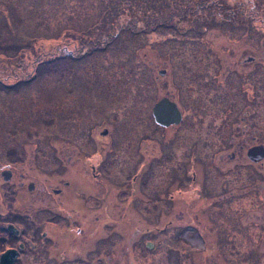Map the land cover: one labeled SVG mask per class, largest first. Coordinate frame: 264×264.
<instances>
[{"label":"flooded vegetation","instance_id":"flooded-vegetation-1","mask_svg":"<svg viewBox=\"0 0 264 264\" xmlns=\"http://www.w3.org/2000/svg\"><path fill=\"white\" fill-rule=\"evenodd\" d=\"M219 1L217 6L196 2L194 10L182 6L172 14V23L190 21L194 32H182L187 55L176 71L169 59L178 94L170 93L169 100L178 107L181 119L170 126L153 125L155 140L163 137L166 142L171 136L173 145L177 144L173 164L169 161L170 169L176 171L175 183L167 186L172 189L171 196L168 199L157 191L154 198L159 226L150 231L145 225L147 218L137 216L135 223L144 226L132 227L129 203L108 206L118 210L107 212L104 230L99 231L89 221L96 191L105 193L110 186L99 180L102 174L97 173L96 165L99 158L104 171L112 163L104 162L97 145L108 143L111 151L106 154L112 157V151L120 147H115L110 132L118 135L113 139H121L124 132L116 128L122 129L130 121L104 118L100 116L103 111L98 113L90 107H70L71 121L79 116L82 128L88 126L81 116L112 128L103 129L109 134L100 136V142L93 136L81 138L80 132L72 142L74 146L67 148H73L72 154L61 152L64 158L55 153L45 156L40 150L39 165H53L59 175L56 185L47 178L34 184V189L41 191L36 194L40 199L32 202L44 206L19 209L15 199H2L1 187L7 182L1 174L0 264H115L125 258L127 264H141L146 250L159 252L160 264H264V1ZM184 72L190 79L188 103L179 90V75ZM14 142L0 136V143ZM89 145L95 149L90 173L83 167L74 168L81 160L70 159L78 154V148ZM166 150V156L155 160L163 162L171 150L169 145ZM39 169L32 166L30 172ZM65 171L71 177H60ZM83 177H88L87 182L80 183ZM127 195L128 190H120L119 197ZM165 198L171 202L169 215L162 211ZM179 201L181 205L176 207ZM58 207L68 216L56 211Z\"/></svg>","mask_w":264,"mask_h":264},{"label":"rangeland","instance_id":"rangeland-1","mask_svg":"<svg viewBox=\"0 0 264 264\" xmlns=\"http://www.w3.org/2000/svg\"><path fill=\"white\" fill-rule=\"evenodd\" d=\"M133 1L126 2L127 5L123 9H125L126 15L138 16L137 12H129V4ZM204 1L212 2L215 6L220 2L219 0H156L154 3L143 0L140 3L141 21L138 27L139 31L144 29V33L140 34V41L137 42L135 37L130 38L122 32L119 33V28H115L112 35L115 33L116 36L112 39L111 44L109 39L102 41L108 42L109 48L105 43H102L100 47L92 49L99 32H95L94 28L88 29L81 19L78 23H64V18L67 17L64 8L74 9L73 3L68 4L69 0H65V3H62L60 7L64 16L50 17L49 20L43 16L42 6H40V10L30 8V0H0V78L6 80L5 82L0 81V136L15 140L12 144L0 143V177L2 174L4 182H7L1 187V198L15 199L16 207L19 209V206H25L28 209L44 206L32 202L40 199L36 194L41 191V188L39 191L34 189V184L43 183V179L47 178L51 185H56L59 177L56 180L55 177L59 175L56 171L58 168L55 166L39 165L40 153L44 151L45 156L50 155V157L55 153L61 158H64L61 156V152L72 154L73 148L70 150L67 148L74 146L72 142L75 141L76 136L73 134L74 121H71L72 117L69 115L70 107H76L72 101H75L78 96L80 98L79 106L82 108L90 107L92 111L97 110L98 113L103 111L100 116L107 119L130 121L122 129L121 127L116 128L119 132H124L121 139H113V136L118 135L110 132L115 147H120L116 151H112V157L106 154L111 151L108 143L97 145L100 155L104 157V162L112 163L102 171L100 159L97 157V173L102 174L99 180L110 186L105 193L101 190L96 191L97 201L96 205H92L94 208L89 213V221L99 231L104 230V226L107 224V212L118 210L117 207L108 206L112 203H129L127 214L132 227L144 226L135 223L137 216L147 218L145 225L150 231L154 229V226H159L160 222L156 221L159 209L153 206L154 198L157 191L165 194L168 199L171 196L172 189H168L167 186L175 183L173 178L176 171L173 173V170L170 169L169 161L173 164L171 157L174 155L177 144L173 145L171 136L166 142L163 137L162 140L154 139L157 131L153 127L156 124L151 117V107L159 97L165 96L171 99L170 93L176 94L178 97L173 85L174 76L169 70L170 60L167 56H172L170 49L185 51L180 47L183 42H178L183 37L182 32L189 35L194 32V28L190 21L184 22L183 20H174L171 24L172 27L159 26L150 19L149 12L158 10L159 7H162L163 10L171 8L175 12L176 8H182V6L194 10L197 6L196 2L201 5ZM253 1L256 2V0ZM119 3L120 0L114 1L120 12L125 13ZM8 5L12 6V10L6 9ZM10 14H17V19L13 21V27L19 33L12 32L9 36L5 30L9 27L6 18H9ZM70 15L73 16L74 13L70 12ZM59 28L61 34L55 41V31H58ZM30 29L44 31L42 32L44 38L42 41L39 40L32 49L27 47H30V42L38 36L34 35L30 38L28 34ZM26 32L28 33L26 34ZM14 38H18L19 42L13 41ZM50 50L60 51L62 56L65 55L67 58H61L57 64L47 65L41 64L40 58L34 56L39 52ZM103 50L105 51L103 52ZM115 54L120 55L112 57ZM173 58L176 61L180 58L181 60L178 62H181L184 57ZM163 66H167V68L165 69ZM19 72L26 77L21 80L27 81L21 87H15V82L11 80L10 75L14 77ZM35 75V79L30 81ZM99 75H104L109 79L108 89H104ZM120 75L124 78L122 80L124 87L118 85ZM34 87L39 91L34 92ZM49 96L53 105H60L47 107V103L39 104L41 101H46L47 99L44 98H49ZM181 97L186 98L182 95ZM184 102L188 103V99ZM81 119L88 126L78 129V133L81 132L78 136L81 138L93 136L100 142V136L109 134V131L108 133L107 131L102 132L103 129L112 128L109 127V124L108 126L93 124L82 116ZM159 133L161 136L160 131ZM77 141L81 142L78 139ZM106 142H111V140ZM167 145L171 150L168 157H163V162L160 163L155 159L167 155ZM89 148L90 145L87 148L82 146L81 149L78 148V154L70 156L72 162L81 160V163L74 167L75 169L83 167L90 173L95 149ZM32 154L34 163L30 164V155ZM143 156L144 158L139 160ZM14 159L16 161L13 163ZM114 163L116 164L114 165ZM32 166H37L40 169L30 172ZM66 172L60 177H65V179L71 177L68 175L69 172L67 174ZM21 175H24V178H21ZM90 178L91 176L89 182L92 183ZM80 179H82L80 183H85L88 177ZM44 186H46L45 183ZM21 187L23 189L19 190ZM123 189L128 190V195L119 197V192ZM133 190L136 192L134 193ZM92 193L86 196L92 195ZM167 198L161 203L163 215L170 213L168 210L171 208V202ZM29 200L30 205L28 204ZM180 205V201L176 203V207H180ZM56 211L64 217L68 216V213L60 207ZM72 215L79 216L78 213H72ZM97 217L100 218V221ZM162 224L164 223L162 222L160 225ZM75 230L76 227L73 228V232ZM151 241L156 243L157 239H151ZM125 252L126 250L123 251L124 254ZM146 254L147 257L142 260L141 264H160L161 255L159 252L146 250ZM114 263L127 264V261L125 258L121 262Z\"/></svg>","mask_w":264,"mask_h":264},{"label":"trees","instance_id":"trees-1","mask_svg":"<svg viewBox=\"0 0 264 264\" xmlns=\"http://www.w3.org/2000/svg\"><path fill=\"white\" fill-rule=\"evenodd\" d=\"M114 1L115 0H77V1L69 0L68 4L70 5V3H73L72 6H74V9L69 8V7L64 8V10L66 11V16H67L65 17L67 19L64 18V23H69V22L78 23L79 20L81 19L82 22H85L86 27L88 29L94 28L95 32H99V35L96 36L97 38L96 42H94V44L92 45V49H96L97 47H100L102 43H105L107 47L109 48L110 46L108 45V42H102V41L103 40L105 41V39H109L110 44H111L112 39L114 38V36H116L115 33L112 35L113 30H116L115 28H119V33L122 32L130 38L135 37V40L137 42L140 41V34L144 33V29H140L139 31V27H138L141 21L140 3L143 0H134L133 2H130L129 4L130 5L129 12L130 13L137 12L139 13L138 16L137 15L134 16V14L126 15L125 9H123V7H126L127 5L126 2L131 1V0H120L119 6L120 8H122V10L125 13L120 12L119 8L115 6ZM149 1L154 2V3L156 2V0H149ZM62 3H65V0H30V8H32L33 10H40V6H42L43 16L47 20H49L50 17L54 18L55 16H64V14H62V12L60 11V7ZM6 9L12 10V6L8 5L6 6ZM70 12L74 13V15L71 16ZM172 14H173V11L171 8L163 10L162 7H159L158 10L150 11L149 17L150 19L154 21V24H159V26L167 25L168 27H172L171 25L172 19L174 18ZM6 19H7V25L9 26L5 30L6 33L9 36L12 34V32H15L16 34H18L19 31H17L16 28L13 27V21L17 19V14H10V17ZM42 32L44 31H41L39 29H30V33L26 32V34L27 33L29 34L30 38H32V36L34 35L38 36V37H35L30 42V47H27V48L32 49L38 43L39 40L42 41V39L44 38L42 35ZM60 34L61 32L59 28L58 31H55V35H54L55 41ZM13 41L19 42V39L17 38ZM180 42H183L181 46L183 50L185 51H178V50L170 49V53H172V56L170 55L167 56L169 59H172L171 62L174 64V70L180 64V62L177 63L173 57H179V56L185 57L187 55L185 42L181 40L178 43ZM104 51L105 50H103V52ZM116 54L112 57H118L120 55L119 54L117 56ZM34 56L35 58H40L41 64H47V65L57 64L58 62H60L61 58H67L65 55L62 56V52L56 51V50L42 51V52L35 54ZM6 57H11V56H6ZM171 62L169 63V70L173 71ZM180 70L185 71V69H182V68H180ZM10 73H13V72H10ZM36 75L33 76V78L30 81H33ZM99 76L102 79L104 89H108L110 86L109 79L104 77V75H99ZM0 77H1V74H0ZM10 78L11 80H13V82H15V87H21L22 84L25 81H27V80L25 81L21 80V79H26V77L22 76L21 72H19L17 79H15L11 75H10ZM123 79L124 78L120 75V78L118 79V85L120 87H124L123 82H122ZM179 79L181 80V84H180L181 95L187 98V86H188V80H190L189 76H187V72L181 73L179 75ZM0 81L5 82L6 80H2L0 78ZM112 85H114V83H112ZM37 90L38 89L34 87V92ZM186 98L184 99V101L186 100ZM44 99H47V100L41 101L39 104L47 103V107H58L60 105V104H54L55 105L54 106L53 101L51 100L50 96L49 98L45 97ZM79 102H80V98L77 96L76 100L72 101V104L76 107H80ZM74 125H75V130L73 134L76 136L80 134L78 133V129H82L81 122L79 121V116L74 117ZM70 137L72 136L70 135Z\"/></svg>","mask_w":264,"mask_h":264},{"label":"water","instance_id":"water-1","mask_svg":"<svg viewBox=\"0 0 264 264\" xmlns=\"http://www.w3.org/2000/svg\"><path fill=\"white\" fill-rule=\"evenodd\" d=\"M153 115L157 122L168 126L174 122L180 121V112L177 106L168 98H163L156 103L152 109Z\"/></svg>","mask_w":264,"mask_h":264}]
</instances>
